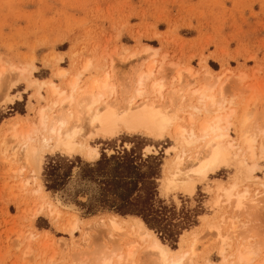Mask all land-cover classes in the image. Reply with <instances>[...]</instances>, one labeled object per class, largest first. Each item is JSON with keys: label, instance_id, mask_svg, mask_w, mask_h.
Returning <instances> with one entry per match:
<instances>
[{"label": "rangeland", "instance_id": "374dc122", "mask_svg": "<svg viewBox=\"0 0 264 264\" xmlns=\"http://www.w3.org/2000/svg\"><path fill=\"white\" fill-rule=\"evenodd\" d=\"M145 45L158 48L153 57L154 77L164 80L165 101L179 70L192 68L195 79L183 72L180 84L174 85H190L192 89L213 83V79L205 78L203 65L214 77L227 69L230 72L214 83L213 90L220 91L221 82L222 99L235 103L236 119L232 123L247 113L251 125L247 121L244 130L251 127L248 130L253 134L264 128V0H0V74L4 72L0 75L4 87V94L0 93V264H89L93 255L114 248L121 236L110 237L98 224L100 219L118 216L129 220L136 216L144 222L138 215H121L106 208L118 202V194L126 188L120 185L112 191L110 181L117 171L133 180L127 185L134 187L133 197L140 200L150 193L156 205L168 210L165 222L172 230L171 237L143 223L168 251L186 248L195 240L196 263L222 264L220 241L210 226L218 224L225 233L233 223L236 232L228 242L247 244L252 250L253 245L255 252L258 250L255 261H264H259L264 258V190L247 181L243 165L231 161L214 174L197 179L194 191L187 193L164 189V178L173 168L171 160L176 153L167 151L174 145L168 135L158 139L121 132L110 138L88 139L99 153L95 160L80 152H43L38 173L24 165L18 150L11 149V124L33 120L36 110L46 103V92L42 90V98L38 97L26 78L50 79L60 85L61 80L53 77L58 67L73 74L88 60L97 70L82 74L80 85L107 71L115 86L113 100L120 102L132 89L135 71L151 61L141 54L127 59ZM172 63L177 67L173 69ZM10 65L32 67L31 74H16L9 70ZM237 74L245 79L238 81ZM229 133L236 137L233 127ZM4 148L7 150L2 155ZM149 156L156 159L146 161ZM124 157L133 160L134 170L118 166ZM102 159L103 165L96 166ZM253 162V175L264 180V155L256 151ZM50 165L54 166L51 175ZM151 166L157 172L153 186L142 178ZM234 181L240 182L239 190L247 187L255 203L245 201L239 211L232 205H213L216 186ZM39 184L45 197L33 193ZM51 184L56 189H48ZM57 200L61 204L72 202L77 212L64 209ZM39 205L43 210L32 219L31 213ZM73 221L76 229L69 234L66 229ZM137 253L133 264L142 258Z\"/></svg>", "mask_w": 264, "mask_h": 264}, {"label": "bare ground", "instance_id": "6f19581e", "mask_svg": "<svg viewBox=\"0 0 264 264\" xmlns=\"http://www.w3.org/2000/svg\"><path fill=\"white\" fill-rule=\"evenodd\" d=\"M157 49L145 45L139 52L131 53L127 57L130 59L141 54L151 58V61L144 69L135 71L137 73L132 76V85L129 87L132 89L125 93L126 96L120 102L113 100L115 86L110 82L107 71L98 78L90 77L80 85L82 74L92 69L97 70V66L92 65L88 60L81 63L80 69L78 68L79 70L73 74L63 67L55 69L53 77L61 80L60 85L50 79L26 78L28 85L35 88L38 97L42 98V90L46 92V103L37 107L33 120H26L22 125L16 120L9 129L7 128L10 131L11 149L18 150L24 165L34 173H38L43 152L59 151L64 154L80 152L88 160H95L99 157V153L96 147L87 143L88 139L110 138L121 132L142 134L158 139L168 135L174 145L169 146L167 151L172 149L176 150V153L171 160L173 168L166 172L164 178L165 190H184L192 193L197 179H204L209 174H214L221 168L227 167L231 161L245 166L243 174L247 181L260 185L264 190V180H258V177L253 175L256 151L264 155V128L261 126L257 129L259 131L253 134L249 132L252 130H248L251 127L245 128L247 130L245 131L244 126L249 120L247 113L240 115L238 123H232V119H236L235 103L232 99H222L221 82L218 84L220 91L213 90L214 83L230 71L223 69L214 77L211 75L213 73L203 65L205 78L213 79V83H210L211 85L208 82L202 83L200 87L190 89V85L176 87L174 83L180 84L183 72L194 80L196 74L193 73V69L185 67L183 72L177 69L179 71L169 84L171 88L165 94L168 95L165 101L164 80L162 77H154L153 57L157 54ZM60 59L56 61L59 62ZM170 66L174 69L177 64L172 63ZM31 69L9 66L10 71L19 75L25 72L30 76ZM2 71L3 69L0 73ZM236 77L240 79L238 81L245 79L243 74H237ZM1 86L3 85L0 84V93L4 89ZM231 127L236 132L235 138L229 133ZM6 150L3 149L2 155ZM246 160L252 164H247ZM239 184L240 182L234 181L227 186H216L213 205L221 206L222 203L232 205L233 209L239 211L246 205L245 201L249 200L253 203L254 198L252 199L248 194L247 187L244 186L239 190ZM33 193L45 197L40 184ZM57 203L68 211L77 212L72 202L61 204L57 200ZM46 207L50 209L51 204L47 202ZM42 210L43 206L39 205L31 213V218H36ZM98 224L105 228L110 237H113V234H120L124 239H117L114 248L104 249L96 256L93 255L94 258H90L89 264H133L138 251L140 258L142 256L141 260L137 257L138 263L142 261L143 264H215L210 261L196 263L193 260L195 240L186 244V248L168 251L137 217L132 216L127 220L118 216H109L100 219ZM235 225L231 223L229 228H226L230 232L225 231L226 234L221 232L218 224L210 226V230H215L216 237L220 241L219 254L222 264H264L262 261L264 258L259 260L262 262L255 261L258 250L256 249L255 252L253 245L252 250L247 244L232 245L228 242L231 233L236 232ZM75 229L76 222L73 221L66 231L72 234Z\"/></svg>", "mask_w": 264, "mask_h": 264}, {"label": "trees", "instance_id": "16d2710c", "mask_svg": "<svg viewBox=\"0 0 264 264\" xmlns=\"http://www.w3.org/2000/svg\"><path fill=\"white\" fill-rule=\"evenodd\" d=\"M123 159L125 160L118 163L120 164L118 166H124L128 170H134L136 168V166L133 165V160H130V159L127 160L126 157H124ZM149 159L155 160L156 157L149 156L147 157L146 161H148ZM102 163H104L103 159L100 160L98 164H96V166L98 167L102 166L103 165ZM49 167H50L49 170H50V175H51L52 171L54 170V166L50 165ZM154 170H155L154 166H151L149 167L148 174L146 176H142V178L145 179L144 181H147V183L152 186L155 183V178H157V172ZM117 174L118 175L114 176L112 180L110 181L113 183V186H114L112 191H116V189H118L117 187L120 185H124L126 188L124 192H120L118 194V197H119L118 202L116 203L112 202L110 204H107L106 208L109 210H113L114 212L121 214V215H131V214L138 215L145 222L143 223L146 224L148 227L154 228L157 230H162V231L164 230L167 232L165 234L168 237H171L172 230L166 227L168 223L165 222L168 219V216L166 214L168 210H166L165 207L156 205V202L153 200L150 193L146 194L145 197L140 200L138 198L133 197L132 190L134 189V187L127 188V185H132L131 181L133 180L131 179V181L130 180L128 181L127 176L123 174V172L117 171ZM56 187L57 186L55 184L47 185L48 189H56ZM115 193L116 192H114V194ZM188 220L191 221L190 218H188Z\"/></svg>", "mask_w": 264, "mask_h": 264}]
</instances>
